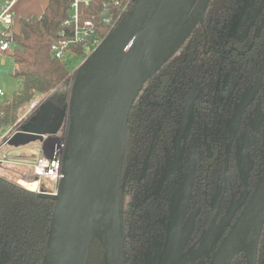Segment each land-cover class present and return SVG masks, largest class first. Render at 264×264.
<instances>
[{"label":"flooded vegetation","instance_id":"af4514ba","mask_svg":"<svg viewBox=\"0 0 264 264\" xmlns=\"http://www.w3.org/2000/svg\"><path fill=\"white\" fill-rule=\"evenodd\" d=\"M214 1L194 25L203 30L201 45L195 44L171 81L191 60L196 68L205 66L203 80L194 77L179 103L165 92L138 105L144 127L135 117L128 120L122 177L128 175L119 216L123 264H210L244 206L239 203L249 199L264 171V0H236L231 20L220 26H212L208 16ZM205 80L207 86L213 82L210 98ZM193 87V119L181 129ZM253 90L255 98L235 126V107ZM187 173L192 174L188 188ZM2 247L0 264H5L10 260ZM237 256L245 264L246 256ZM263 257L259 241L257 264Z\"/></svg>","mask_w":264,"mask_h":264},{"label":"water","instance_id":"95a60500","mask_svg":"<svg viewBox=\"0 0 264 264\" xmlns=\"http://www.w3.org/2000/svg\"><path fill=\"white\" fill-rule=\"evenodd\" d=\"M209 1L135 0L126 18L76 71L68 107L60 109L51 101L59 111L55 118L40 111L43 102L22 129L7 139V145L15 147L41 142L44 135L60 129L68 113L58 192H37L55 201L42 264H88L96 239L104 249L105 264H123L119 216L128 175L122 177L129 116L144 84L179 50ZM195 98L193 87L184 102L181 129L192 122ZM254 98L255 90L250 96L244 94L235 107L231 120L235 126ZM191 180L192 174L187 173L184 186L188 188ZM245 185L247 189L246 181ZM241 205L210 264H231L242 253L245 264H257L264 225V171Z\"/></svg>","mask_w":264,"mask_h":264},{"label":"trees","instance_id":"16d2710c","mask_svg":"<svg viewBox=\"0 0 264 264\" xmlns=\"http://www.w3.org/2000/svg\"><path fill=\"white\" fill-rule=\"evenodd\" d=\"M71 3L72 0H48V5L40 16L30 15L20 20L19 32L13 34L11 38L13 43L11 56L14 62L11 74L19 80L20 90L10 99L0 100V126L13 124L22 105L37 96L52 101L60 109L68 107L76 73L72 71L69 62L72 57L85 58L89 51L82 43L72 46L73 56L67 59L57 58L52 51V44L56 40L69 38L72 34L73 24H65V21L71 17ZM235 6L236 0H215L210 5L208 13L209 18L212 19V26L229 23ZM131 7L132 4L126 0H89V4L84 2L80 4V19H90L94 22L97 28V40L100 42L111 32L110 25L103 20L109 18L113 22L117 21L119 25L126 18ZM202 41L203 30L193 27L177 54L144 84L131 110L129 120L135 117L137 121L141 120L143 123L139 127H144L143 110L135 111L138 105L150 104L153 99L165 92L179 103L189 90L194 77L203 80L201 75L205 66L196 68L191 60L184 67L180 78L175 83L171 81L178 69L186 63L195 44L201 45ZM96 45L94 43L90 48L93 49ZM206 82L205 80V85L202 86L205 96L210 98L214 91L213 82L208 86ZM126 139L128 140V125ZM141 143L142 140L139 141L138 152ZM2 164H0V245L6 248L8 261L10 260L5 264H42L55 201L41 198L36 192L17 183V179L22 178L32 166L20 175L21 173L12 168L2 169ZM45 180L48 179H43L40 187L47 191ZM121 205L123 209L125 206L123 189ZM261 244H264V227ZM243 263L242 256H237L232 262V264ZM88 264H105L104 249L98 239L91 246Z\"/></svg>","mask_w":264,"mask_h":264},{"label":"built area","instance_id":"2783aa9c","mask_svg":"<svg viewBox=\"0 0 264 264\" xmlns=\"http://www.w3.org/2000/svg\"><path fill=\"white\" fill-rule=\"evenodd\" d=\"M128 3L133 5L135 0H126ZM13 0H5L0 4V58H6L11 56L13 52L12 36L17 33L14 28V13L12 11ZM84 2L89 4V0H72L71 3V17L65 21V24H73L72 34L69 38H61L56 40L52 44V51L55 56L59 59H67L69 56H73L72 46L78 43L85 44L87 50H90V46L94 43H98L97 28L92 20H81L80 19V4ZM118 3V2H117ZM104 23L110 25L111 31L117 27V21H112L109 18L103 20ZM89 55V54H88ZM87 55V56H88ZM86 56V57H87ZM85 57V58H86ZM75 69L73 72H76ZM8 99V94L3 88L0 87V100ZM45 101L40 97L34 98L28 103L23 105V113L19 120V126L13 125L9 131L5 132L0 127V152L4 145L7 144V139L11 137L15 132L22 129L23 125L28 122L35 112L38 110L40 105ZM26 113V114H25ZM28 116L26 119L23 117ZM68 113L66 112L63 123L60 129L51 135H44V139L39 143L38 146L29 147L28 152L31 160L34 161L32 169L25 172L22 178L17 180V183L24 186L25 188L32 190L22 183V180L27 182L38 181V186L34 192H45L49 194H56L58 192L59 183L63 177L62 175V159L65 149V139L68 128ZM28 148V147H27ZM6 156L0 157V164L8 162ZM43 179H48L54 186L53 192H47L41 189L40 185Z\"/></svg>","mask_w":264,"mask_h":264},{"label":"rangeland","instance_id":"374dc122","mask_svg":"<svg viewBox=\"0 0 264 264\" xmlns=\"http://www.w3.org/2000/svg\"><path fill=\"white\" fill-rule=\"evenodd\" d=\"M15 29L18 30V26L15 25ZM99 43H96V44L98 45ZM93 49L89 50L88 51V54H90ZM84 60H85V58L72 57L71 62H69L70 66L72 67V71H74L75 69L78 70V68L81 66V64L83 63ZM13 69H14V62L11 60V58L7 59L5 65H0V87L3 88L5 90V92H7L8 97H9L8 99H10L13 96L14 93H16V92H18L20 90L19 80L15 76H13L11 74V72L13 71ZM38 97H40L41 99H44L43 96H37L36 98H38ZM44 102H45V103H43L44 106L40 109V111L41 112L42 111H47L48 114L51 117L57 118L58 115H59V111L54 107V105L52 104V102L50 100H45ZM23 105L18 110L17 119H16V121L13 124H9L6 127L0 126V127H2L4 129L5 132L9 131V129L12 128L13 125H15V123L17 125L16 127L19 126V120H20V118L22 116V113H23V110H22ZM39 108H38V110H39ZM28 116H30V115L27 114L26 116L23 117V119L25 117L27 118ZM27 120H29V118ZM62 123H63V121H62ZM38 145H39V143H32L29 146L35 147V146H38ZM19 149H20V147L10 146V145H7V144L4 145L3 149H1L0 157L3 158L4 156H6L9 161L8 162H3L2 169L12 168V169L18 171L19 174L21 173L20 175H22L25 171L28 170L27 169L28 167H31L34 164V161L33 160L29 159L28 157H25L26 156L25 154H24L25 156L24 155L23 156H20ZM19 158L22 161H18ZM16 162H19V163L21 162L22 164L16 165V164H19V163H16ZM0 173H1V170H0ZM8 174L10 176H13L14 177L13 174H11L9 172H8ZM15 178H18V177L15 176ZM44 182H45L46 186H48V188L46 189L47 192H53L54 191V186H53L52 182L50 180H45ZM1 251H3L5 255L7 254L6 248L4 249V247H2Z\"/></svg>","mask_w":264,"mask_h":264},{"label":"crops","instance_id":"0c3cea01","mask_svg":"<svg viewBox=\"0 0 264 264\" xmlns=\"http://www.w3.org/2000/svg\"><path fill=\"white\" fill-rule=\"evenodd\" d=\"M4 1L5 0H0V4ZM13 1L14 2L12 6V11L14 13V28L15 25L18 26V30H16L17 32H19L20 20L22 18L28 17L30 15L40 16L48 5V0H13ZM9 58H11V60L13 61L12 56H8L6 58H0V65H5L7 59ZM27 147H20L19 149L20 156H23L25 154L26 156L25 155L24 156L28 157L30 155L28 149L31 146H27ZM18 161H22V160L19 158ZM19 164L22 163L20 162Z\"/></svg>","mask_w":264,"mask_h":264},{"label":"bare ground","instance_id":"6f19581e","mask_svg":"<svg viewBox=\"0 0 264 264\" xmlns=\"http://www.w3.org/2000/svg\"><path fill=\"white\" fill-rule=\"evenodd\" d=\"M197 18H198V16H197ZM22 183L25 184L27 187L31 188L32 190H35L38 186V181L27 182L25 180H22Z\"/></svg>","mask_w":264,"mask_h":264}]
</instances>
